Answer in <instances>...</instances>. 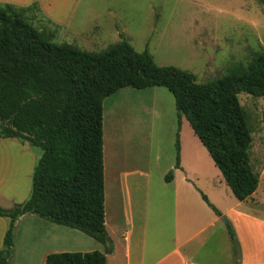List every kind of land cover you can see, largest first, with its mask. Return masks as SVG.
Listing matches in <instances>:
<instances>
[{
    "label": "trees",
    "instance_id": "obj_1",
    "mask_svg": "<svg viewBox=\"0 0 264 264\" xmlns=\"http://www.w3.org/2000/svg\"><path fill=\"white\" fill-rule=\"evenodd\" d=\"M31 10L38 11L35 3L0 5V137L21 138L41 149L28 197L12 208L0 206V217L8 220L0 264H12L15 222L26 214L76 229L104 246V251L51 253L44 264H106L114 246L104 220L103 103L125 86H161L173 95L175 168L184 116L236 199L255 191L251 131L237 96L264 97V51L220 78L197 82L186 70L157 65L147 50L135 51L125 38L99 52L54 43L51 32L28 21ZM171 178L172 171L165 181ZM226 228L231 264H240L239 241L230 223Z\"/></svg>",
    "mask_w": 264,
    "mask_h": 264
},
{
    "label": "crops",
    "instance_id": "obj_2",
    "mask_svg": "<svg viewBox=\"0 0 264 264\" xmlns=\"http://www.w3.org/2000/svg\"><path fill=\"white\" fill-rule=\"evenodd\" d=\"M80 1L0 0V5L27 7L35 3L41 18L58 30L92 27L93 36H83L89 45L97 40V27H125L117 21L119 14L112 10H108L103 20L91 19L79 26L76 18ZM157 87L160 86L141 89L125 86L103 103L104 220L114 246L113 252L106 255V264H231L227 224L220 216L235 231L241 251L240 264H264L262 175H258L255 191L243 201L237 200L218 176L211 184L204 185L200 179L204 171L195 167L199 159L191 152L193 148L203 147L195 134L188 136L194 145L180 134L179 168L174 167V160L165 170L155 169L153 164L159 159L158 156L153 159L152 151L155 123L151 116L146 120L142 106L151 108V96ZM134 96L145 97L143 101L148 104H141ZM133 101L137 106L133 107ZM108 102L115 104L116 114L109 134L111 149L105 129ZM137 113L141 117L135 116ZM209 159L213 163L210 156ZM170 170L172 178L165 181ZM200 192L221 215L212 211ZM7 224V218L0 217V249ZM93 250L104 251V246L76 229L32 214L23 215L15 222L12 264L20 262L18 257H28L23 264H44L51 253Z\"/></svg>",
    "mask_w": 264,
    "mask_h": 264
},
{
    "label": "rangeland",
    "instance_id": "obj_3",
    "mask_svg": "<svg viewBox=\"0 0 264 264\" xmlns=\"http://www.w3.org/2000/svg\"><path fill=\"white\" fill-rule=\"evenodd\" d=\"M108 10L119 14L117 21L125 27H97L94 45H89L83 37L93 36L92 27L58 30L35 10L28 12L26 17L38 30L51 32L54 43H70L86 51L99 52L125 38L135 51L147 50L157 65L186 70L194 75L197 82L220 78L232 65H247L264 51V3L259 0H81L76 19L79 26L91 19L100 21L107 17ZM71 38L76 42L73 43ZM153 94L151 108L145 105L142 108L147 114L146 120L151 116L155 123L152 151L153 159L155 156L159 159L153 165L155 169L165 170L175 160L177 113L170 91L160 86ZM134 97L141 104H148V101H143L145 97ZM237 97L251 131L250 163L255 173L262 175L264 182V97L246 92H240ZM115 99L119 101V97ZM132 104L137 106L134 101ZM115 115V104L106 103L105 129L110 149L112 140H109V134ZM135 116L140 115L137 113ZM180 134L194 145L188 136L195 135L184 116ZM191 152L199 159L195 167L204 171L200 177L204 185L211 184L216 176L225 184L206 149L199 146ZM40 155L41 149L29 146L24 139L0 137L1 207L11 208L28 197L31 175ZM32 240L34 242V237ZM26 258L18 257V264H23Z\"/></svg>",
    "mask_w": 264,
    "mask_h": 264
},
{
    "label": "water",
    "instance_id": "obj_4",
    "mask_svg": "<svg viewBox=\"0 0 264 264\" xmlns=\"http://www.w3.org/2000/svg\"><path fill=\"white\" fill-rule=\"evenodd\" d=\"M220 220L226 225L227 224V220L224 216H220Z\"/></svg>",
    "mask_w": 264,
    "mask_h": 264
}]
</instances>
